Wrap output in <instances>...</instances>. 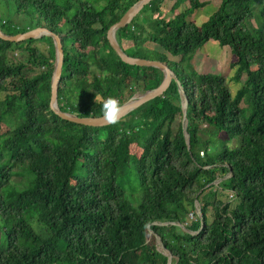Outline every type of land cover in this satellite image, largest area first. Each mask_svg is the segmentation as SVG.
Wrapping results in <instances>:
<instances>
[{"label": "trees", "instance_id": "trees-1", "mask_svg": "<svg viewBox=\"0 0 264 264\" xmlns=\"http://www.w3.org/2000/svg\"><path fill=\"white\" fill-rule=\"evenodd\" d=\"M138 1L0 0V30L58 36V108L98 119L103 98L122 106L164 79L123 63L107 40ZM163 1L115 38L129 57L165 63L179 86L108 126L51 111V37L0 39V264H168L167 254L171 264H264V0H221L201 26L189 17L206 2L170 0L165 19ZM210 40L235 58V94L191 65Z\"/></svg>", "mask_w": 264, "mask_h": 264}, {"label": "water", "instance_id": "water-1", "mask_svg": "<svg viewBox=\"0 0 264 264\" xmlns=\"http://www.w3.org/2000/svg\"><path fill=\"white\" fill-rule=\"evenodd\" d=\"M152 0H140L138 1L133 7H131L125 15L121 18V20L114 24L108 31L107 33V40L115 52V54L119 57V59L130 66H137V67H142V68H156L159 69L163 72L164 74V79L161 83V85L152 91H148L139 97H136L135 95L125 104L120 106V112L119 116L117 119V122L121 120L122 118L126 117L128 114L133 112L134 110L138 109L140 106L143 104L160 97L164 94V92L167 90L169 87L170 83L172 80H174L177 85L179 86V83L177 81V78L174 76L172 71L167 67L165 63H161L158 61H149V60H143V59H137V58H131L128 55H126L119 44L116 41L115 38V33L118 29L123 28L127 26L132 19L147 5L151 2ZM43 36H49L54 40V45H55V62H54V73L51 81V98H50V109L52 112L55 113L59 118L73 122L79 125H84V126H91V127H102V126H108L111 125L105 121V119L98 118V119H93V118H79L75 115L68 114V113H63L59 110L58 104H57V92H58V85L60 81V76L62 72V64H63V49H62V44L61 40L58 36L52 34L45 28H38L29 32H26L24 34L16 35V36H6L5 34L2 33L0 30V39L3 41H10V42H22L26 40H31V39H39ZM180 94L183 97V102H182V111H183V134L184 137L186 138L188 142V135L186 133V127H187V121H186V109H187V99L185 97L184 92L182 91L181 88H179ZM226 176V178H228ZM225 178V179H226ZM220 182V180L216 181L214 184L217 185ZM196 207V206H195ZM197 208V207H196ZM198 211V209H197ZM197 213V212H196ZM203 225H201L202 228ZM169 256V263L171 264V256Z\"/></svg>", "mask_w": 264, "mask_h": 264}, {"label": "rangeland", "instance_id": "rangeland-1", "mask_svg": "<svg viewBox=\"0 0 264 264\" xmlns=\"http://www.w3.org/2000/svg\"><path fill=\"white\" fill-rule=\"evenodd\" d=\"M200 2L206 4L204 7L199 9L198 11H195L192 15V17H189V20L193 21L194 24L197 26H201L204 24L217 10V7L219 6L221 0H200ZM172 8L173 6H170L168 10H163V18L165 19H170L172 17ZM149 48L157 49L155 45L153 44H148ZM169 56V59L172 60H178V58H174ZM194 59V64L191 62L192 67L195 69L196 72L200 74H206V73H211V74H216L220 75L223 78L226 79L228 83V87L231 91L232 94H235L236 91L240 88L241 84L240 81L236 82L232 80V77L234 75V70L230 69V64L234 62L235 58L231 54V51L229 47L227 46H220L217 42L215 41H208L201 49H199L196 52V55L193 57ZM245 80V76L241 78V82ZM142 94H136V97H139ZM221 138L223 140L224 135H221ZM224 141V140H223ZM229 147H232L233 144H226ZM230 195L224 194L223 200L226 201L227 199H230ZM233 204V201H231ZM196 214L200 216V210H199V205L196 203ZM198 209V211H197ZM151 234V233H150ZM153 234H151L152 236ZM153 242L157 249L160 252H163L162 246L158 240L157 237L153 236ZM168 255V254H167ZM172 262V258H171Z\"/></svg>", "mask_w": 264, "mask_h": 264}, {"label": "clouds", "instance_id": "clouds-1", "mask_svg": "<svg viewBox=\"0 0 264 264\" xmlns=\"http://www.w3.org/2000/svg\"><path fill=\"white\" fill-rule=\"evenodd\" d=\"M101 112L107 123H116L120 112V105L117 99L111 96L103 98Z\"/></svg>", "mask_w": 264, "mask_h": 264}, {"label": "crops", "instance_id": "crops-1", "mask_svg": "<svg viewBox=\"0 0 264 264\" xmlns=\"http://www.w3.org/2000/svg\"><path fill=\"white\" fill-rule=\"evenodd\" d=\"M174 2L170 1V0H164L161 4V10H162V17H163V10H168L170 8V6H173ZM193 15V14H192ZM191 15V17H192ZM192 21H193V18H192ZM156 47V46H155ZM196 55V53H195ZM194 55V56H195ZM172 57V56H171ZM174 59V58H173ZM193 64H194V59L192 58V61H191ZM195 70V69H194Z\"/></svg>", "mask_w": 264, "mask_h": 264}]
</instances>
